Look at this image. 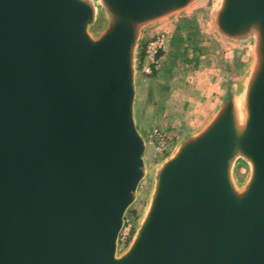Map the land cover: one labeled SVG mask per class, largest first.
Segmentation results:
<instances>
[{"label": "water", "instance_id": "95a60500", "mask_svg": "<svg viewBox=\"0 0 264 264\" xmlns=\"http://www.w3.org/2000/svg\"><path fill=\"white\" fill-rule=\"evenodd\" d=\"M207 1L0 0V264H264V0H216L209 118L152 169L137 129L145 35Z\"/></svg>", "mask_w": 264, "mask_h": 264}, {"label": "rangeland", "instance_id": "374dc122", "mask_svg": "<svg viewBox=\"0 0 264 264\" xmlns=\"http://www.w3.org/2000/svg\"><path fill=\"white\" fill-rule=\"evenodd\" d=\"M215 4L216 0H208L203 7L157 26L145 35L147 39L165 31L169 36L168 46L155 68V76L145 75L138 67L135 118L146 143L152 133L159 130L169 135L174 147L185 134L197 130L206 117V100L212 86L221 84L223 94L238 75L241 52L221 41L211 25ZM188 35L196 40L194 46L198 52L193 54L190 48L185 59L180 45L186 42ZM246 57L245 62L248 61ZM196 58L197 61H193ZM144 158L152 169L165 157L156 159L152 147L147 146ZM246 174V170L240 169L238 180L243 181ZM151 189L150 180L144 181L140 185L138 201L129 210L126 220L132 227L131 235L146 209ZM125 245L120 239L119 251Z\"/></svg>", "mask_w": 264, "mask_h": 264}, {"label": "built area", "instance_id": "2783aa9c", "mask_svg": "<svg viewBox=\"0 0 264 264\" xmlns=\"http://www.w3.org/2000/svg\"><path fill=\"white\" fill-rule=\"evenodd\" d=\"M143 43L144 46L141 47L140 51V54L142 53V64L140 70L145 75H149L151 73V69L153 67L156 68L157 66V55L161 52H165L169 43V36L167 32L159 31L145 39ZM147 146L152 147L154 156L158 160L169 155L173 149L172 139L167 133L159 130H155L152 133L149 142L146 143V148ZM131 231L132 227L126 220L124 229L120 235V239L124 244L129 241Z\"/></svg>", "mask_w": 264, "mask_h": 264}, {"label": "trees", "instance_id": "16d2710c", "mask_svg": "<svg viewBox=\"0 0 264 264\" xmlns=\"http://www.w3.org/2000/svg\"><path fill=\"white\" fill-rule=\"evenodd\" d=\"M174 44V42L172 41V45ZM191 44H192V47H190L191 46ZM197 44V42H196V40L194 39V38H192L191 36H189L188 35V37H187V39H186V42H182V44L180 45V49H182V53H181V55H182V57L183 58H187V56H188V51H189V49L191 48V50H190V52H192L193 54H196L197 52H198V50H197V47L196 46H194V45H196ZM143 46H144V43L142 44ZM142 46V47H143ZM194 46V47H193ZM164 54V52H161L159 55H157V58H156V60H157V63H158V61H159V59H160V57L162 56ZM184 59V60H185ZM186 61V60H185ZM193 61H197V58L196 59H194ZM141 64H142V53L140 54V56H139V69H141ZM157 73V71H155V67H153L152 69H151V76H155V74ZM130 214V211H128V213H127V215H126V218L128 217V215Z\"/></svg>", "mask_w": 264, "mask_h": 264}, {"label": "crops", "instance_id": "0c3cea01", "mask_svg": "<svg viewBox=\"0 0 264 264\" xmlns=\"http://www.w3.org/2000/svg\"><path fill=\"white\" fill-rule=\"evenodd\" d=\"M221 87H222L221 84H214V86H212V89H210L211 93L209 94V97L206 100V102H207L206 106H208V107H206V111H207L206 117L204 116V119L198 125V127H200L209 118V116L213 113L216 106L220 102V99L223 95L220 92Z\"/></svg>", "mask_w": 264, "mask_h": 264}]
</instances>
